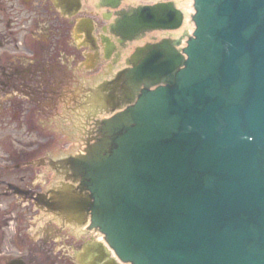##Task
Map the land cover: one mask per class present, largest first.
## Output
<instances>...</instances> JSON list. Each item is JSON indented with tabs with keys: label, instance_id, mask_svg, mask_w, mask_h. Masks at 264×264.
<instances>
[{
	"label": "water",
	"instance_id": "obj_1",
	"mask_svg": "<svg viewBox=\"0 0 264 264\" xmlns=\"http://www.w3.org/2000/svg\"><path fill=\"white\" fill-rule=\"evenodd\" d=\"M196 3L189 59L169 42L138 51L129 88L167 87L130 111L135 142L90 169L94 221L122 263L264 264V0ZM115 15L121 45L185 19L172 2ZM99 256L93 264H122Z\"/></svg>",
	"mask_w": 264,
	"mask_h": 264
},
{
	"label": "flooded vegetation",
	"instance_id": "obj_2",
	"mask_svg": "<svg viewBox=\"0 0 264 264\" xmlns=\"http://www.w3.org/2000/svg\"><path fill=\"white\" fill-rule=\"evenodd\" d=\"M43 2L0 0V124L9 128L19 127L25 131L34 130L39 127L36 120L42 114L46 118L48 130H52V127L56 130L58 120L64 124L62 129L68 127L79 135V126L86 130L93 128L91 134L96 136L94 126L99 128V125L90 121H97L94 118L96 115H94V109L112 106L100 102L103 90L109 92L112 85L98 81L96 90L91 91L85 84H79L80 78L72 73L70 62H67L71 58L69 52L71 35L67 29L70 20L58 12L52 0H43ZM102 73L107 74L106 70H103L97 76ZM113 84L116 85V82ZM100 104L103 105L99 106ZM84 122L87 125L81 126ZM109 146H115L114 142H111ZM81 163L83 177H85L89 165ZM59 167L65 175L66 171H70L68 169L74 172L73 167L66 161L64 166L59 165ZM39 169L36 160L23 158L18 153L15 157L11 158L7 155L0 160V196L18 200L14 189L18 187L20 191L25 192L24 196L29 202L25 210H28L30 214L28 223L25 222L28 217L23 213V218H26L17 216L18 220L14 222L16 226L13 240L17 243L15 249L21 251V255L4 252L0 254V264H7L14 258H21L27 264H39L43 257H49L51 260V254L56 255V241L48 232L54 230L62 236L61 245L70 244L76 253L83 250L87 252L89 247L93 246L96 249L101 248L98 244L100 239L90 230L67 234V230H63L64 224L54 220H49L45 224L40 238L32 237L33 228L37 225L33 221L35 218L33 216L35 212L39 214L38 210L35 211L33 201L41 193L37 186ZM8 173L15 177L13 182L6 180ZM76 174L82 177L80 169ZM45 179L48 180L49 177L45 176ZM50 184L51 180L47 181L45 186ZM38 200L39 197L37 202ZM17 202L15 203L18 204ZM76 213L81 219L80 211ZM24 234H26L25 237H23ZM5 235L7 239L4 237V240L8 244L10 233L7 232ZM53 244L54 250L51 247ZM47 248L48 251L45 250ZM54 259L55 257H52L53 262ZM69 259L73 264H77L75 254Z\"/></svg>",
	"mask_w": 264,
	"mask_h": 264
},
{
	"label": "rangeland",
	"instance_id": "obj_3",
	"mask_svg": "<svg viewBox=\"0 0 264 264\" xmlns=\"http://www.w3.org/2000/svg\"><path fill=\"white\" fill-rule=\"evenodd\" d=\"M40 2H43V0H40ZM177 5L180 9L189 11L187 10L185 5H182L181 2H178ZM42 23L43 22H41V24ZM70 49L71 50L69 52L71 57H75V59L73 58L71 60L72 61V64L70 63L71 66L69 65L71 67L72 73L76 75L77 78H80L79 80L83 84L85 82L84 81L85 79L83 78H88V79L91 78L90 80L91 83L93 82V84H95L96 80L94 78L98 79L97 73L99 71L88 72V73L80 72L78 69V63H80L82 60L80 59L81 52L77 51L73 47H71ZM36 121L39 123V127L29 131H25L24 129L19 127L9 128L2 123L0 124V160L6 158L7 155L11 156V158L12 156L15 157L16 153H18V155H21L23 158L36 160V164L38 163L41 165L39 167L40 169L38 170L39 181H41L43 179L42 178L44 174L43 172H45L43 168V165L45 164H43L42 162H45L46 159L49 157L52 158L55 155L63 152L62 148H64L67 143L63 133L70 132V128L65 127V129H62L64 124L58 122L57 120V124L60 125L58 126L56 124V130L55 129L53 130V127L52 130H48V128L46 127L47 126L46 118L43 117L42 114H40L39 119ZM6 177H7L6 180L9 182H13L15 180V177L9 175V173L6 175ZM39 189L40 186H38V190ZM15 202L16 200H14L13 197L4 198L0 196V215H3L7 222L5 224V227L2 228L0 231V254L4 252L8 254L22 253L21 251L15 249L17 243L13 241V238L15 237H12L13 233H11L10 226L13 222H16L18 220L17 216L19 217L21 216V218H23V214L26 217H29L30 214L28 213V210L23 209L19 204L16 205ZM12 208L14 209V211H12ZM7 232L11 234L9 236V239L11 241L8 242V244H6V240H4V237L7 239L5 235V233ZM39 246L40 245H38V247ZM51 247H53L52 250H54V244ZM62 247L63 245L60 244L56 245L55 252H56V257H58L56 258L57 259L56 264H73L71 262V259H69L71 256V249L68 246L67 247L64 246V248ZM45 250L48 251V248ZM67 255L69 256L67 257ZM46 263L51 264L48 261Z\"/></svg>",
	"mask_w": 264,
	"mask_h": 264
},
{
	"label": "bare ground",
	"instance_id": "obj_4",
	"mask_svg": "<svg viewBox=\"0 0 264 264\" xmlns=\"http://www.w3.org/2000/svg\"><path fill=\"white\" fill-rule=\"evenodd\" d=\"M153 35H154V34H152V35L150 34L148 38L152 37ZM42 220H43V219L40 220V227H41V225H42Z\"/></svg>",
	"mask_w": 264,
	"mask_h": 264
},
{
	"label": "crops",
	"instance_id": "obj_5",
	"mask_svg": "<svg viewBox=\"0 0 264 264\" xmlns=\"http://www.w3.org/2000/svg\"><path fill=\"white\" fill-rule=\"evenodd\" d=\"M93 61V60H92Z\"/></svg>",
	"mask_w": 264,
	"mask_h": 264
}]
</instances>
